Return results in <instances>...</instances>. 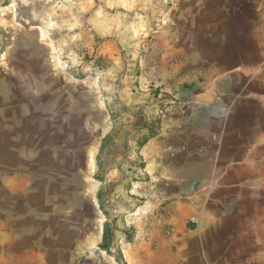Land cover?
Returning a JSON list of instances; mask_svg holds the SVG:
<instances>
[{
	"label": "crops",
	"instance_id": "0c3cea01",
	"mask_svg": "<svg viewBox=\"0 0 264 264\" xmlns=\"http://www.w3.org/2000/svg\"><path fill=\"white\" fill-rule=\"evenodd\" d=\"M263 19L264 0H197L173 18L176 84L137 154L143 201L121 264H264ZM52 174L0 171V264H116L86 182Z\"/></svg>",
	"mask_w": 264,
	"mask_h": 264
},
{
	"label": "rangeland",
	"instance_id": "374dc122",
	"mask_svg": "<svg viewBox=\"0 0 264 264\" xmlns=\"http://www.w3.org/2000/svg\"><path fill=\"white\" fill-rule=\"evenodd\" d=\"M194 2L0 0V171L35 161L86 182L116 264L138 230L137 154L176 84L172 20Z\"/></svg>",
	"mask_w": 264,
	"mask_h": 264
},
{
	"label": "built area",
	"instance_id": "2783aa9c",
	"mask_svg": "<svg viewBox=\"0 0 264 264\" xmlns=\"http://www.w3.org/2000/svg\"><path fill=\"white\" fill-rule=\"evenodd\" d=\"M263 24H264V19H263ZM108 202L109 201H107V203ZM108 204H109L108 206L110 208V212L112 214L113 219H116L118 217V213H117L116 208L111 203H108ZM110 250H111V252H114V249H110Z\"/></svg>",
	"mask_w": 264,
	"mask_h": 264
},
{
	"label": "trees",
	"instance_id": "16d2710c",
	"mask_svg": "<svg viewBox=\"0 0 264 264\" xmlns=\"http://www.w3.org/2000/svg\"><path fill=\"white\" fill-rule=\"evenodd\" d=\"M154 136L153 135H151L150 137H147L143 142H142V145L143 144H145L148 140H150L151 138H153ZM141 145V146H142ZM108 234V233H107ZM107 234L105 233L104 235H103V242H105V239H106V237H107ZM101 250H103V251H105L106 250V245L105 244H103L102 246H101Z\"/></svg>",
	"mask_w": 264,
	"mask_h": 264
}]
</instances>
